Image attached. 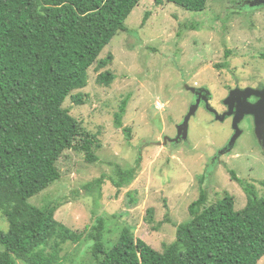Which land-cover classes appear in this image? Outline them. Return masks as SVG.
<instances>
[{"label":"rangeland","instance_id":"rangeland-1","mask_svg":"<svg viewBox=\"0 0 264 264\" xmlns=\"http://www.w3.org/2000/svg\"><path fill=\"white\" fill-rule=\"evenodd\" d=\"M249 1L255 0H207L204 11L189 12L164 0L160 4L141 0L125 21L128 31L113 37L98 57L110 54L111 64L99 71L93 65L87 86L71 93L80 94L83 104L76 105L70 97L63 104L96 137L97 161L90 163L83 153L65 151L56 164L60 179L29 203L37 207L62 203L54 218L75 232L102 218L109 245L123 227H131L135 238L162 252L174 241L176 226L188 220L187 208L201 189L209 203L227 193L236 211L245 206V193L230 171L264 196L259 184L264 181V154L256 147L251 118L241 121L242 134L232 151L219 153L220 162L212 158L232 137L231 120H214L203 104L189 121L186 139L169 141L194 104L193 93L185 86L207 90L209 106L219 116L226 111L223 100L229 91L263 89L264 5L249 7ZM145 13L149 17L142 26ZM222 64L225 67L219 68ZM106 70L115 80L109 87L99 86L96 77ZM124 99L127 106L117 128L114 115ZM117 166L135 171L132 182L121 189L112 183ZM99 179V188L88 189ZM148 209L154 211L152 225L146 222ZM3 219L0 215V229L6 232ZM89 246L84 240L64 244L63 264H93Z\"/></svg>","mask_w":264,"mask_h":264},{"label":"trees","instance_id":"trees-1","mask_svg":"<svg viewBox=\"0 0 264 264\" xmlns=\"http://www.w3.org/2000/svg\"><path fill=\"white\" fill-rule=\"evenodd\" d=\"M140 1L0 0V215L8 226L6 232L0 229V264H63L62 246L82 240L90 242L93 264H259L264 258V196L233 171L230 176L243 189L245 206L236 211L227 193L209 203L201 189L187 208L188 220L176 226L174 241L162 252L135 238L131 227H123L109 245L102 218L75 232L54 218L62 203H29L60 179L56 164L65 151L97 161L96 137L63 104L68 97L83 104L80 94L71 93L87 86L93 65L99 71L111 64L110 54L98 57L113 37L128 31L125 21ZM164 1L189 12L204 11L207 3ZM148 17L145 13L142 26ZM114 80L107 70L96 77L103 87ZM127 100L114 115L117 128ZM123 131L128 138L130 129ZM115 174L112 183L121 189L132 182L135 171L117 166ZM101 181L88 189L99 188ZM259 184L264 187V181ZM153 219L154 211L148 209L146 222L152 225Z\"/></svg>","mask_w":264,"mask_h":264},{"label":"water","instance_id":"water-1","mask_svg":"<svg viewBox=\"0 0 264 264\" xmlns=\"http://www.w3.org/2000/svg\"><path fill=\"white\" fill-rule=\"evenodd\" d=\"M247 5L249 7H257L259 5H264V0H255L253 2L249 1L247 2ZM184 88L193 94L196 93V89L194 87L185 86ZM205 93L206 94L203 95L202 100L206 103V109H208L209 101L205 99L206 98L205 96H208L209 92L207 91ZM202 94L203 92L197 91L196 95H198L199 98L189 108L188 113L183 119V122L176 127L177 136L174 139H169L170 142L175 143L180 138L182 140L186 139L188 133L189 121L192 118V116L195 115L196 111L199 108L200 97L202 96ZM251 96L259 98L258 101H256L255 103H250L248 99ZM240 99H242L241 100L242 103L239 102ZM236 102L237 105L235 106L234 104ZM224 105L228 106V111L222 114L221 116H219L215 110H210V109L208 110L215 115L217 121H221V122H223V120L226 117L233 116L231 122L233 135L229 140L228 149L231 150L236 140L242 134V131L239 129V124L244 119L245 116L253 117L255 137L258 143H260L264 148V89H262L261 91L252 88H246L244 90L233 89L230 91L228 97L224 100ZM166 141L167 139H164V144L166 143Z\"/></svg>","mask_w":264,"mask_h":264},{"label":"flooded vegetation","instance_id":"flooded-vegetation-1","mask_svg":"<svg viewBox=\"0 0 264 264\" xmlns=\"http://www.w3.org/2000/svg\"><path fill=\"white\" fill-rule=\"evenodd\" d=\"M197 90H199V91H201V92H203L204 93V95L206 94L205 92H207V90H205V89H203V88H196ZM235 89H240V88H235ZM244 89H246V88H244ZM244 89H240V90H244ZM263 89H264V87H263ZM255 90H257V89H255ZM262 90V88H260V89H258V91H261ZM230 92V91H229ZM197 93V92H196ZM196 93L195 94H191L192 95V97H193V99H194V103H195V101L199 98L198 97V95H196ZM228 95H229V93H228ZM206 98V100H208V101H210V99H211V97H210V95L209 96H205ZM228 97V96H227ZM226 97V98H227ZM225 98V99H226ZM203 99V94H202V96L200 97V104H199V107L203 104V106L205 107L206 106V103L202 100ZM224 99V100H225ZM235 99H236V97H235ZM258 99L259 98H257V97H254V96H251L249 99H248V101L250 102V103H255L256 101H258ZM224 100H223V104H224ZM242 99H240V103H242V101H241ZM235 106L237 105V102L234 104ZM206 109V108H205ZM208 109H210V110H214V109H212L210 106H209V108ZM208 109H206L210 114H211V116L214 118V120H216V118H215V115L212 113V112H210ZM225 109H226V111L225 112H227L228 111V106H226L225 105ZM216 111V110H215ZM225 112H223L222 114H224ZM247 117H249V118H251V120H252V123H253V127H254V121H253V117H251V116H245L244 117V119L245 118H247ZM232 118H233V116H230V117H226L223 121H225V120H227V119H230L231 120V122H232ZM243 119V120H244ZM242 120V121H243ZM217 121V120H216ZM241 123V122H240ZM177 131V130H176ZM233 132V131H232ZM232 135H233V133H232ZM231 135V136H232ZM231 138V137H230ZM230 140V139H229ZM229 142V141H228ZM228 142H227V144H225L222 148H220L218 151H216V153H215V155L213 156V158H212V160L213 161H216V162H220V160H219V153L220 152H222V153H225V152H227L229 149H228ZM255 143H256V147L259 149V154L260 155H262L263 156V154H264V149H262L261 147H260V145H259V143H258V141H257V139L255 138ZM231 151H232V149H231ZM230 151V152H231ZM230 152H228V154L230 153ZM227 154V155H228Z\"/></svg>","mask_w":264,"mask_h":264}]
</instances>
